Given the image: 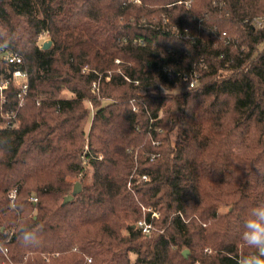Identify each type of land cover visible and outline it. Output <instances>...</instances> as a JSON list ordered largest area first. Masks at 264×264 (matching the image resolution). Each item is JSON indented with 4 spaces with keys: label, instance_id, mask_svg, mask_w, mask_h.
Listing matches in <instances>:
<instances>
[{
    "label": "trees",
    "instance_id": "1",
    "mask_svg": "<svg viewBox=\"0 0 264 264\" xmlns=\"http://www.w3.org/2000/svg\"><path fill=\"white\" fill-rule=\"evenodd\" d=\"M258 20L264 0H0V47L30 73L23 103L14 91L0 100V264L252 254L242 234L264 204ZM152 211L164 231L147 236L133 224ZM28 227L38 243L20 240Z\"/></svg>",
    "mask_w": 264,
    "mask_h": 264
},
{
    "label": "built area",
    "instance_id": "2",
    "mask_svg": "<svg viewBox=\"0 0 264 264\" xmlns=\"http://www.w3.org/2000/svg\"><path fill=\"white\" fill-rule=\"evenodd\" d=\"M140 2V0H133ZM187 5L190 4L186 2ZM258 25L260 27L264 26V21L258 20ZM24 57L17 53L11 51H3L0 47V100L4 101L7 98L9 92L14 91L19 98L20 102L23 103L25 96L28 94L30 87V73L26 66L24 65ZM196 80L190 82V86H194ZM93 88L99 91V82L96 81L93 84ZM144 179H147V175H143ZM11 197V202L14 203L16 196V191L11 190L9 193ZM36 199V198H33ZM150 211L151 208H148ZM160 216L159 211H152L149 216L146 214L138 219L133 226L140 230L144 235H151L155 232H163V229H158L154 220ZM0 247L3 252L7 255L8 248L3 247L0 243ZM8 256V255H7ZM91 260V259H90ZM12 264H16L12 262Z\"/></svg>",
    "mask_w": 264,
    "mask_h": 264
},
{
    "label": "clouds",
    "instance_id": "3",
    "mask_svg": "<svg viewBox=\"0 0 264 264\" xmlns=\"http://www.w3.org/2000/svg\"><path fill=\"white\" fill-rule=\"evenodd\" d=\"M19 238L25 245L38 243V236L31 227L21 229ZM242 239L254 252L243 257L241 264H264V204L251 210Z\"/></svg>",
    "mask_w": 264,
    "mask_h": 264
},
{
    "label": "rangeland",
    "instance_id": "4",
    "mask_svg": "<svg viewBox=\"0 0 264 264\" xmlns=\"http://www.w3.org/2000/svg\"><path fill=\"white\" fill-rule=\"evenodd\" d=\"M40 40L43 41V42H46V41H49L50 40V37H49L48 34H46V35H43ZM117 61H119V60L117 59ZM178 90L179 89L174 90V92H178ZM66 94H68V93H66ZM104 102H107V100L104 99ZM89 105L91 106L92 104H89ZM86 172H87L86 181L87 182H90V180L92 179L93 167L92 166H87L86 167ZM227 209H228V206L227 205L222 207L223 212H225Z\"/></svg>",
    "mask_w": 264,
    "mask_h": 264
},
{
    "label": "water",
    "instance_id": "5",
    "mask_svg": "<svg viewBox=\"0 0 264 264\" xmlns=\"http://www.w3.org/2000/svg\"><path fill=\"white\" fill-rule=\"evenodd\" d=\"M49 45H51V40L44 42V46H43V47H44V48H47ZM81 187H82L81 182H80V181H77L76 184H75V187H74V193L80 191V190H81ZM74 193L68 194V195L65 197V202L70 201V200L73 198ZM189 252H190L189 249H185V250L183 251V254H184L185 256H187V255L189 254Z\"/></svg>",
    "mask_w": 264,
    "mask_h": 264
}]
</instances>
